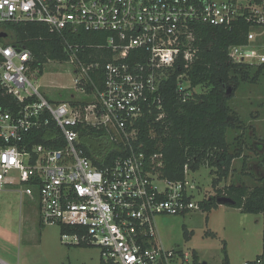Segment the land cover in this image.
<instances>
[{
	"label": "built area",
	"instance_id": "1",
	"mask_svg": "<svg viewBox=\"0 0 264 264\" xmlns=\"http://www.w3.org/2000/svg\"><path fill=\"white\" fill-rule=\"evenodd\" d=\"M19 22L100 41L89 48L107 53L105 62L91 63L80 58L83 45L65 41V63L75 67L84 100L53 102L40 92L44 68L4 29ZM199 24L248 27L246 41L229 47V60L264 69V0H0V97L11 99L0 105V190L33 202L39 223L58 225L65 245L98 248L100 264H195L192 252L157 240L156 219L188 216L208 199L198 200L188 165L184 181L163 177L164 156L142 150L139 125L166 117L164 88L173 79L182 102L200 93L189 76ZM98 72L102 89L92 77ZM92 130L103 132L96 147L117 151L103 168L86 153L83 134ZM40 131L46 144L33 143ZM243 264H264V251Z\"/></svg>",
	"mask_w": 264,
	"mask_h": 264
},
{
	"label": "trees",
	"instance_id": "2",
	"mask_svg": "<svg viewBox=\"0 0 264 264\" xmlns=\"http://www.w3.org/2000/svg\"><path fill=\"white\" fill-rule=\"evenodd\" d=\"M4 29L10 33L14 45L32 52L34 66L41 69L50 62L62 64L68 61L65 41L85 47L80 53L84 62H105L101 57L107 53L89 48L100 43L94 34L78 31L61 36L51 32L43 24L29 22L7 23ZM195 33L198 54L189 76L194 87L199 86L206 91L195 94L187 102H182L176 93V80L173 79L164 88L166 117L157 123L149 119L141 122L139 145H143L142 150L147 155L163 154L164 166L161 172L165 179L173 182L184 181L186 165L192 172L208 166L216 169L217 177L214 178L212 186L216 189L217 198H231L235 201L233 208L243 214H263L264 174L260 179L261 184L253 189L243 184H229L221 188L219 186L230 177L234 161L244 154L242 148H232L228 142V133L242 127L231 108V102L242 83H258L264 75V69L233 64L229 60V47L246 41L248 27L242 25L227 30L199 24ZM92 77L96 86L102 89V72L93 73ZM87 88L92 90L91 85ZM10 101L9 97H0L1 106L8 107ZM91 133L83 134L86 153L97 167L103 168V160L109 164V152L112 151L111 156H115L117 151L110 148L109 144L96 147L94 139L103 137V132L92 130ZM33 141L35 144H46L44 133L40 131ZM50 145L59 148L63 143L55 142ZM261 151L264 170V144ZM217 198L200 202L201 211L210 212L217 208ZM187 235L186 233L188 238ZM223 252L222 264H230L226 246L223 247ZM192 253L195 264H202L198 254L195 251Z\"/></svg>",
	"mask_w": 264,
	"mask_h": 264
},
{
	"label": "rangeland",
	"instance_id": "3",
	"mask_svg": "<svg viewBox=\"0 0 264 264\" xmlns=\"http://www.w3.org/2000/svg\"><path fill=\"white\" fill-rule=\"evenodd\" d=\"M75 78L72 64L50 62L45 65L37 84L49 100L70 103L84 100L74 86ZM205 91V88H199L200 93ZM231 108L242 127L228 133V142L232 148H242L244 154L233 163L230 177L219 187L243 184L253 189L261 184L264 174L261 163L264 75L256 84L242 83ZM96 144L100 145L98 141ZM216 177V169L208 166L191 174L194 184L199 187L198 200L204 196L208 200L217 198L212 186ZM24 199L22 228L20 194L9 189L0 190V264H100L98 248L65 245L61 240V228L58 225L42 226L36 206ZM156 234L166 249L196 251L209 264H222L223 247L226 246L231 264H243L255 260L264 251V213L243 214L233 207L218 206L210 212L196 211L188 216H160L156 219Z\"/></svg>",
	"mask_w": 264,
	"mask_h": 264
},
{
	"label": "crops",
	"instance_id": "4",
	"mask_svg": "<svg viewBox=\"0 0 264 264\" xmlns=\"http://www.w3.org/2000/svg\"><path fill=\"white\" fill-rule=\"evenodd\" d=\"M260 148H258V150H259ZM238 160V159H237ZM236 161V160H235ZM234 161V162H235ZM227 185H229V184H227ZM6 190H8V189H6ZM9 191H13V192H15V193H17V194H20L18 191H16V190H12V189H9ZM10 193V192H9ZM27 199V198H26ZM24 197H22L21 196V194H20V208H21V210L20 211H22V217H21V220H20V223H21V225H20V227H24V221H25V218H24V214H23V211H24ZM39 219V218H38ZM160 242V241H159ZM196 252V251H195ZM197 254H198V256H199V258H200V262L202 263V264H209V262H204V260L202 259V256L198 253V252H196ZM229 263L231 264V261H230V258H229Z\"/></svg>",
	"mask_w": 264,
	"mask_h": 264
},
{
	"label": "water",
	"instance_id": "5",
	"mask_svg": "<svg viewBox=\"0 0 264 264\" xmlns=\"http://www.w3.org/2000/svg\"><path fill=\"white\" fill-rule=\"evenodd\" d=\"M3 37L5 36L0 35V38H3ZM216 201L219 206H228V207L235 206V201L228 197H218Z\"/></svg>",
	"mask_w": 264,
	"mask_h": 264
}]
</instances>
